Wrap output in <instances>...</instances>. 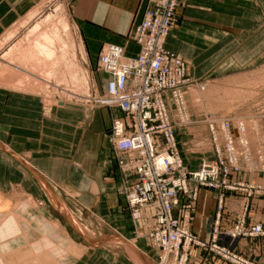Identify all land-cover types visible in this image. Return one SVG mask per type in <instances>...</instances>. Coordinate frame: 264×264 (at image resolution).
<instances>
[{
    "label": "crops",
    "instance_id": "obj_1",
    "mask_svg": "<svg viewBox=\"0 0 264 264\" xmlns=\"http://www.w3.org/2000/svg\"><path fill=\"white\" fill-rule=\"evenodd\" d=\"M150 2L74 0L72 21L87 60L95 64L102 47L107 45L123 48L125 57L136 56L138 48L128 40V34L141 21ZM34 4L35 0H0V40L29 15ZM214 5L219 8V0H184L183 7L176 12V25L164 42L167 51L187 62V76L193 81L249 70L257 65V56L264 50V22L249 16L219 17V12L212 10ZM98 79L104 81L103 76ZM121 117V112L115 108L88 111L74 105L53 108L49 115L43 116L37 98L0 86V201L4 203L7 200L11 208L15 198L6 194L19 189L32 200L55 205L56 201L61 203L53 192L58 188L76 195L87 209L105 216L112 227L124 232L128 222L127 214L121 211L125 206L122 194L124 180L115 168L109 142L111 122ZM177 136L186 165L196 167L202 155L196 144H204L205 138L194 136L189 129L177 132ZM186 204L187 201L181 198L174 216L179 215ZM242 204L240 196L228 197L219 222L222 232L234 226ZM215 205L216 193L200 190L193 206L182 212L192 217V229L198 236L209 234ZM249 205L247 222L264 226V199L252 198ZM53 207L49 206L52 212L59 218L63 217V213ZM2 212L4 208L0 205V219ZM64 226L60 225L63 234L46 222L39 230L43 236L54 229L56 239L61 238L62 248L69 246L80 251L83 246L79 243L81 236L70 224ZM116 232L106 234L103 240L125 247L140 264L153 263L123 233ZM26 239L20 230L2 239L12 241L13 245L8 251H3V256L26 248ZM82 241L88 248H81L86 249L81 256L59 250L58 253L63 255L56 261L61 264L116 263L114 256L99 248L94 240L86 238ZM233 250L255 264H264V237L240 238L235 241ZM189 264L226 263L193 249Z\"/></svg>",
    "mask_w": 264,
    "mask_h": 264
},
{
    "label": "rangeland",
    "instance_id": "obj_2",
    "mask_svg": "<svg viewBox=\"0 0 264 264\" xmlns=\"http://www.w3.org/2000/svg\"><path fill=\"white\" fill-rule=\"evenodd\" d=\"M73 2L74 0H35L29 15L17 23L0 40V86L23 91L37 98L43 116L49 115L53 108H63L68 105L88 111L106 108L97 103L98 99L104 95L106 83L105 75L98 71L97 66L101 51L95 64L89 62L84 55L77 29L72 21ZM181 2L179 8L184 5V0ZM212 10L218 11L219 17L249 16L264 22V0H219V8L215 6ZM176 22L175 13L174 27ZM257 57L259 58L257 65L249 70L232 71L196 80L193 86L185 89L189 122L178 127L176 131L183 132L189 129L194 136L205 138V143L202 148H198L202 154L199 164L190 168L186 165L183 157L184 152L181 151V144L176 134L183 167L189 174H194L200 170L201 160H206L208 163L218 160L209 131V126L216 124L219 126V151L221 153L219 160L221 157L223 163L228 164L229 162L227 149L223 145L225 137H229L233 140L239 171L229 167L228 177L224 178L221 172L224 168H221L219 173L221 187L219 189L209 185L213 181L212 177L207 178V183H202L194 179L192 175H188L184 187L174 185L179 180V175L176 172L166 177L165 184L175 192V203L172 205L171 211L172 219L182 228L187 225L188 232L199 242V244L191 243L187 250L183 248L182 242L177 258L174 259L177 262L183 258L182 255H185V264H189L191 250L197 249L226 264H231L215 255L213 251L201 246L207 243L215 244L212 237L216 230L219 234V240L216 242L218 246L228 248L235 255L255 264L235 252L233 245L240 238H256L264 237V235H240L233 241H231L230 235L234 233L235 228L241 222L247 231L258 226L264 229L261 224L247 222L250 200L252 198L264 199V50H261V54ZM100 76L104 77V81H99ZM225 125L230 128L229 134L222 131V127ZM109 142L113 150L110 133ZM112 160L124 180L122 194L125 206L121 211L128 216L124 232L117 231L112 227L111 222L105 216L97 215L87 209V205L79 201L76 195L57 190L58 188L53 192L61 203L56 201L55 205L54 203L50 205L54 206L56 211L59 210L63 213L61 218L52 212L47 202L32 200L19 189L15 192L11 190L6 195L14 196L15 204L9 208L7 200L4 203L0 201L1 208H4L0 219V241L20 230L22 236L25 239L27 237L28 245L26 248L14 250L9 255L3 256V251H8L13 245L12 241L3 240L2 243L0 242V264H61L56 260L63 253L59 254L58 251L74 252L73 254L76 256H81L86 251V249H81L86 246L82 241L86 238L94 240L99 248H103L113 255L116 261L113 264H120L119 261L122 262L121 264H140L133 253L125 247L115 246V242L111 240H103L106 234H114L116 231L123 233L128 241L145 252L152 259V264H176L172 255L167 257L165 263L162 262L164 251L158 248L150 236L157 226L156 200H150L143 206H132L129 195L136 182L120 172L114 160V150ZM223 180L226 181V185L222 184ZM229 187H234V189H229ZM200 190L216 193L214 216L210 232L206 237H200L194 233L192 217L182 213L184 209L187 210L193 206ZM230 195L240 196L243 204L239 213L236 214L234 226L230 230L222 232L219 229V222ZM181 198L185 199L187 204L181 209L179 215L174 216V210L180 206ZM162 201L164 202L165 199ZM64 204L66 210L63 209ZM56 220L59 221V224L56 223ZM43 222L53 226L52 228H55L59 234L63 232L60 225L70 224L73 226L81 236L79 243L83 246L80 251L69 246L67 249L66 247L62 248L61 238L56 239L54 229L42 236L39 227ZM90 252H92L91 248Z\"/></svg>",
    "mask_w": 264,
    "mask_h": 264
},
{
    "label": "built area",
    "instance_id": "obj_3",
    "mask_svg": "<svg viewBox=\"0 0 264 264\" xmlns=\"http://www.w3.org/2000/svg\"><path fill=\"white\" fill-rule=\"evenodd\" d=\"M181 3V0H151L128 37L138 48L136 56L125 57L123 48L107 45L102 48L97 64L98 71L106 77L104 95L97 103L101 107L118 109L123 114V118L113 120L110 135L118 169L136 182L130 190V203L143 206L156 200L157 226L150 236L164 251L162 262L172 255L176 264H185V255L179 262L174 260L182 242L186 250L191 243L199 242L188 232L187 225L182 228L172 219L175 192L165 184L166 177L176 172L179 180L174 185L183 187L188 175L202 183L212 177L209 185L219 189L221 168H224L221 171L224 178L228 177L229 167L239 171L233 140L228 136L223 145L229 162L223 163L221 157L219 160V126L216 124H211L209 131L218 160L211 163L201 160L200 170L189 174L179 156L176 130L189 122L185 89L196 82L187 76L188 64L167 51L164 42L174 28L175 13ZM229 130L228 125L222 127L228 134ZM202 145L198 142L196 147L202 148ZM222 184L226 185V181ZM240 235H264V229L258 226L247 231L241 222L230 235L231 241ZM218 240L219 234L215 230L212 237L215 244L201 246L231 264H251L228 248L218 246Z\"/></svg>",
    "mask_w": 264,
    "mask_h": 264
},
{
    "label": "bare ground",
    "instance_id": "obj_4",
    "mask_svg": "<svg viewBox=\"0 0 264 264\" xmlns=\"http://www.w3.org/2000/svg\"><path fill=\"white\" fill-rule=\"evenodd\" d=\"M165 44V43H164ZM260 74V73H259ZM254 77H256V76H254ZM257 78H258V76H257ZM252 79H253V77H252ZM256 81V80H255ZM251 84V83H250ZM264 85V84H263Z\"/></svg>",
    "mask_w": 264,
    "mask_h": 264
}]
</instances>
